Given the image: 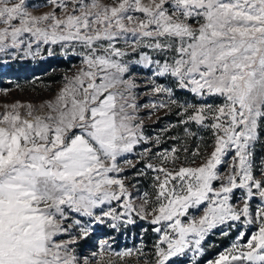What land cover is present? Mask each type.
<instances>
[{
    "label": "snow or ice",
    "instance_id": "1",
    "mask_svg": "<svg viewBox=\"0 0 264 264\" xmlns=\"http://www.w3.org/2000/svg\"><path fill=\"white\" fill-rule=\"evenodd\" d=\"M44 6L35 15L29 0H0V53L59 44L81 66L51 99L0 112V264H116L108 240L89 255L78 241L138 220L156 233L151 256L125 249L115 252L121 261L177 264L187 252L202 254L211 230L231 221L256 230L247 239L240 231L207 264H264V157L255 160L264 137V0ZM137 66L150 72L148 94L166 101L138 102ZM141 108L153 110L149 117L175 108L171 127L183 126L184 136L162 151L143 148V167L129 177L136 164L127 155L161 143L144 134ZM149 172L142 190L139 177Z\"/></svg>",
    "mask_w": 264,
    "mask_h": 264
},
{
    "label": "rangeland",
    "instance_id": "2",
    "mask_svg": "<svg viewBox=\"0 0 264 264\" xmlns=\"http://www.w3.org/2000/svg\"><path fill=\"white\" fill-rule=\"evenodd\" d=\"M44 2L45 0H29L30 11H32L35 15H39L42 12L47 11L48 8L44 6ZM33 5H37L38 7H33ZM25 53L26 50L24 49L9 50L6 53H0V112L4 111V105H10L16 102L39 105L43 101L51 99L64 83V77L71 76L81 66V58L77 55H73L70 49H63L59 44L51 45L41 43L37 45L33 43L31 53ZM49 57L64 59H71L74 57L77 58L78 61L72 62L69 68H53L49 73L41 76H25L24 74H18L16 72L20 66L35 64L39 60ZM12 68L16 69V73L14 75L17 74V77L10 78L8 73H11L9 70ZM137 68V83L140 86L137 89L139 92L138 102L145 104L153 101H166V97L163 94H148L146 82L150 72L148 69L140 68V66H137ZM158 83L168 86L170 81L166 78H159ZM180 91H176V97L179 100L183 101L187 99L189 101L195 102L192 96L190 97L183 95L180 93ZM151 111L153 110L150 108H141L139 112V116L144 121V134L152 138L158 136L161 143L159 145H140L135 149L134 153L127 155V159L132 160L133 163L136 164L135 169H127L125 174L129 177L133 176L137 169L143 167L144 161L139 159V153L143 148L151 147L153 152L162 151L163 149L170 148L175 143V141L170 139L171 137L184 136L183 126L171 127V125L177 124L179 120V117L175 115V108H173L171 111L168 109H159L154 115L149 117L148 113ZM166 128L169 130L167 132L163 131ZM192 131H198L197 127L193 126ZM199 135L204 136L206 140L209 139V136L206 132L200 131ZM188 144L190 148L194 146L195 138L188 139ZM261 157H264V153L259 156V160L256 163L257 165H259ZM152 162L156 163L157 161L153 159ZM151 175L152 174L149 172L147 177H139L140 184L138 187H140L142 190H148ZM199 214L200 213H196V215ZM232 224L235 226L230 227ZM104 230L113 229L106 226L97 227L88 238L78 241L77 251L83 252L84 255H89L91 252L98 250V246L101 241L108 240L112 245V259L116 261V264H137L136 255L126 257L123 261L115 256V252H120L125 249L135 250L137 248L143 247L144 252L147 253L149 257L151 256V249L156 239V233L152 231V226L146 221L138 220L134 225L121 227L119 231L114 230V232L109 236H96L97 233ZM255 230L256 229L254 226L245 228L242 226L241 222L230 221L216 229L211 230V232L206 236V239L202 242V254H194L190 251L184 256L175 257L173 259L177 261V264H207V261L216 259L219 253L229 248L230 245L235 241L240 231H244L246 233L245 239H247V237ZM223 232H227L228 235H223ZM232 233H234V235L232 237L229 236ZM225 238H228V242L222 246ZM214 246L219 247V250L216 251ZM206 253H208V258L205 261H202V258ZM140 264H143L142 260Z\"/></svg>",
    "mask_w": 264,
    "mask_h": 264
},
{
    "label": "trees",
    "instance_id": "3",
    "mask_svg": "<svg viewBox=\"0 0 264 264\" xmlns=\"http://www.w3.org/2000/svg\"><path fill=\"white\" fill-rule=\"evenodd\" d=\"M77 61H78V59L74 58V57L71 59L49 57L46 59L39 60L35 64L20 66V67H18L17 70L12 68L9 70V72H11V73H8V74H9L10 78L17 77V74L14 75L16 72L18 74L19 73L24 74L25 76H28V75L41 76V75H45V74L49 73L53 68H69L71 66L72 62H77ZM15 70H16V72H15ZM180 93L183 95H186V96H190V97L192 96L190 93L183 91V90H181ZM262 153H264V137H262L261 141L258 142L255 146L256 163L259 160V156ZM113 232H114V230H104V231H100L99 233H97L96 236H101V237L109 236ZM233 235H234V233H232L229 236L232 237ZM227 242H228V238H225L222 246L227 244ZM214 249H216V251H217V250H219V247L214 246ZM207 258H208V253L205 254V256L202 258V261H205Z\"/></svg>",
    "mask_w": 264,
    "mask_h": 264
}]
</instances>
